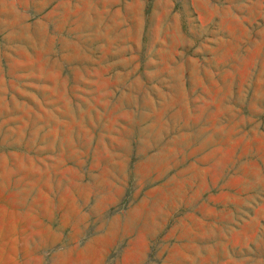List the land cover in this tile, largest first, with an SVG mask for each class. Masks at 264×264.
<instances>
[{
  "label": "rangeland",
  "instance_id": "obj_1",
  "mask_svg": "<svg viewBox=\"0 0 264 264\" xmlns=\"http://www.w3.org/2000/svg\"><path fill=\"white\" fill-rule=\"evenodd\" d=\"M0 264H264V0H0Z\"/></svg>",
  "mask_w": 264,
  "mask_h": 264
}]
</instances>
